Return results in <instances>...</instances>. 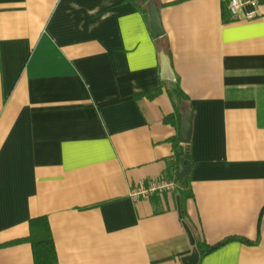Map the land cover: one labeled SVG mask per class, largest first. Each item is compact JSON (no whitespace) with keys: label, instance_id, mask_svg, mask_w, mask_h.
I'll return each mask as SVG.
<instances>
[{"label":"crops","instance_id":"crops-1","mask_svg":"<svg viewBox=\"0 0 264 264\" xmlns=\"http://www.w3.org/2000/svg\"><path fill=\"white\" fill-rule=\"evenodd\" d=\"M151 1L158 39L142 0H0V264H35L42 216L59 264H184L183 213L200 242H252L201 264H264V1L254 21L226 0ZM175 90L189 145L166 121ZM177 137L189 185L133 200L174 180Z\"/></svg>","mask_w":264,"mask_h":264},{"label":"trees","instance_id":"trees-1","mask_svg":"<svg viewBox=\"0 0 264 264\" xmlns=\"http://www.w3.org/2000/svg\"><path fill=\"white\" fill-rule=\"evenodd\" d=\"M138 6H140V8L142 9L141 5ZM160 91L161 88H158L157 90L149 92L148 95L150 97H154L158 95ZM171 97L175 101V113L172 114L171 116H168L166 118V121L168 123L174 124L180 130L182 117H183L182 106L185 103L186 97L184 96L181 90H175L174 92H171ZM173 142H174V147L177 151L176 162L175 165L173 166V169L176 172L174 175L171 176V178L174 179L177 183L179 182L181 185L188 186L189 185L188 177L185 180H182V178L180 177V172H181L180 169H181L182 159L185 158L186 160H189L190 155L188 153V150L183 153H181V151L180 152L178 151V145L180 144L179 137L174 138ZM182 215H183L182 219L184 221L185 226L190 228L186 215L184 213ZM30 226H31V233L29 234L30 236L27 238V241L31 243V245L33 246L34 255H35V264H59L55 241L48 218L46 216L37 217V219L34 218L31 220ZM194 238L197 241L195 244V248L200 252L199 264H201V261L207 255L211 254L213 251L217 250L221 246L226 245L231 241L237 240L247 244H252L251 240L248 241L242 238H237V239L228 238L219 244L211 245L206 242H200L195 236Z\"/></svg>","mask_w":264,"mask_h":264},{"label":"built area","instance_id":"built-area-1","mask_svg":"<svg viewBox=\"0 0 264 264\" xmlns=\"http://www.w3.org/2000/svg\"><path fill=\"white\" fill-rule=\"evenodd\" d=\"M233 21H254L261 17V0H226ZM177 182L171 179H153L132 188L131 198L135 201L150 199L159 193H173Z\"/></svg>","mask_w":264,"mask_h":264},{"label":"water","instance_id":"water-1","mask_svg":"<svg viewBox=\"0 0 264 264\" xmlns=\"http://www.w3.org/2000/svg\"><path fill=\"white\" fill-rule=\"evenodd\" d=\"M142 1L149 4V8H150L149 17L151 20V30H152L153 37L155 39H158L162 37V35L164 36L165 32L163 30L162 20L160 17L161 14H160L158 5L155 4V2L151 0H142ZM166 73L168 74V77H169L167 78V80L174 81V77L171 74V72L166 70ZM164 75H165V72L163 73V76ZM192 121H193V112L188 110L184 113V116L181 122V129H180V141L181 143L186 144V145H189L191 143V139L193 136L192 135V132H193V122ZM182 167H183V170L180 176L182 180H185L192 171V164L188 160L182 159ZM185 229L187 230L191 244L195 245L197 241L195 240L191 229L187 226H185ZM199 254L200 252L195 248L191 256H188L186 258L184 257V264H199L200 263Z\"/></svg>","mask_w":264,"mask_h":264}]
</instances>
